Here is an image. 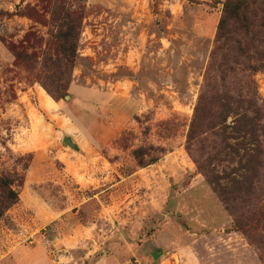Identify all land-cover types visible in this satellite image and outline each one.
<instances>
[{
  "label": "rangeland",
  "instance_id": "374dc122",
  "mask_svg": "<svg viewBox=\"0 0 264 264\" xmlns=\"http://www.w3.org/2000/svg\"><path fill=\"white\" fill-rule=\"evenodd\" d=\"M225 2L0 0V174L23 177L0 264H264V222L235 229L187 149Z\"/></svg>",
  "mask_w": 264,
  "mask_h": 264
},
{
  "label": "trees",
  "instance_id": "16d2710c",
  "mask_svg": "<svg viewBox=\"0 0 264 264\" xmlns=\"http://www.w3.org/2000/svg\"><path fill=\"white\" fill-rule=\"evenodd\" d=\"M54 13L72 23V14L64 5L57 6ZM70 32L68 28L59 38L66 40ZM78 41L71 49L59 47L71 63L77 57ZM259 73H264V0H226L190 124L187 149L234 216V228L248 238L253 227L264 222V99L255 78ZM66 92L63 85L52 95L64 98ZM196 142L202 145V153L193 150ZM165 151L162 147H139L133 156L144 167L158 162ZM22 182L18 173L0 174V220L18 203L16 186ZM237 204L253 208L254 213H235Z\"/></svg>",
  "mask_w": 264,
  "mask_h": 264
},
{
  "label": "water",
  "instance_id": "95a60500",
  "mask_svg": "<svg viewBox=\"0 0 264 264\" xmlns=\"http://www.w3.org/2000/svg\"><path fill=\"white\" fill-rule=\"evenodd\" d=\"M66 99H68V97H66ZM65 143H66L67 145L71 146V147H74V144H73L72 141L69 140V139L66 140Z\"/></svg>",
  "mask_w": 264,
  "mask_h": 264
}]
</instances>
